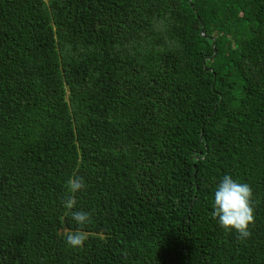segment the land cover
I'll list each match as a JSON object with an SVG mask.
<instances>
[{
	"label": "trees",
	"instance_id": "1",
	"mask_svg": "<svg viewBox=\"0 0 264 264\" xmlns=\"http://www.w3.org/2000/svg\"><path fill=\"white\" fill-rule=\"evenodd\" d=\"M0 264H264V0H0Z\"/></svg>",
	"mask_w": 264,
	"mask_h": 264
},
{
	"label": "clouds",
	"instance_id": "2",
	"mask_svg": "<svg viewBox=\"0 0 264 264\" xmlns=\"http://www.w3.org/2000/svg\"><path fill=\"white\" fill-rule=\"evenodd\" d=\"M85 187L82 177H71L66 182L68 195L63 199V207L71 213L72 219L82 229L91 223V214L84 211H71L76 204L74 194ZM211 218L228 233H235L238 240L251 236L250 228L255 223L253 192L251 186L225 175L217 185L212 201ZM86 233L82 230L70 231L66 235V244L72 248L82 247Z\"/></svg>",
	"mask_w": 264,
	"mask_h": 264
}]
</instances>
